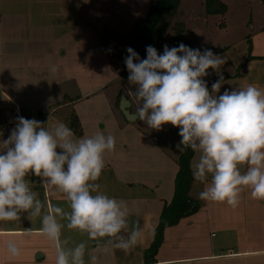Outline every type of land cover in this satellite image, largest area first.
<instances>
[{
	"label": "crops",
	"instance_id": "obj_1",
	"mask_svg": "<svg viewBox=\"0 0 264 264\" xmlns=\"http://www.w3.org/2000/svg\"><path fill=\"white\" fill-rule=\"evenodd\" d=\"M141 1L0 0V122L20 112L24 118L38 120L51 130L58 122L68 117L71 122L72 116L77 115L82 135L75 134L76 137L102 132L115 138V151L105 155V168L97 183L100 191L128 205L129 228L138 224L144 236L141 243L127 252L110 246L105 252L103 242L98 246L86 233L65 227L62 239H67L69 246L86 243V264H91L89 254L96 257L95 264H148L151 260L148 250L155 240L163 208L174 196L175 184L166 191V180L161 181L157 176L151 179V174L141 167L144 161L139 155L141 149L148 151L150 148L170 157V146L157 145L151 137L149 146H144L146 142H139L140 139L120 138L121 132L140 131L138 121L127 122L118 103L115 105L116 98L124 93L131 101V108L133 106L126 88H115L118 80L125 81L118 73L122 69L113 72L112 68L106 74L100 71L109 78L103 85L92 88L93 66L100 69L101 57H106L107 53L103 39L108 42L109 49L114 38L118 42L115 47L128 40L137 21L130 23L129 17L139 10ZM154 1L149 0L151 5ZM147 9L148 6L143 17ZM115 34L117 37L112 36ZM252 54L261 59H246L241 77L224 76L221 88L226 85L240 90L253 84L264 89V52ZM105 64L103 61V66ZM53 65L57 67L56 72L50 71ZM76 90L81 93L76 95L78 97H74ZM103 95L105 101L108 100L105 105L100 107L103 99L95 108L88 105L92 99ZM65 124L70 127V123ZM134 144L137 147H132ZM168 170L171 172V168ZM30 179L45 210L51 204L70 211L63 194L52 186L46 191L39 177L32 175ZM242 196V203L236 208L224 204L227 214H231L229 219L228 215L225 219L221 217L222 213L211 217L199 209L167 229L154 264H264V201L253 199L248 189ZM209 223L217 224V228H208ZM41 227V219L36 218L33 223L27 213H22L20 219L0 222V264H56V249L39 230ZM9 241L20 248L19 257H12L8 252Z\"/></svg>",
	"mask_w": 264,
	"mask_h": 264
},
{
	"label": "clouds",
	"instance_id": "obj_2",
	"mask_svg": "<svg viewBox=\"0 0 264 264\" xmlns=\"http://www.w3.org/2000/svg\"><path fill=\"white\" fill-rule=\"evenodd\" d=\"M127 52L128 81L142 101L137 116L157 131L165 124L179 128L182 139L177 151L191 149L198 154L192 175L205 184L199 198L236 208L248 189L253 199L264 201V89L249 84L218 94L220 75L210 92L203 77L210 68L219 74L225 63L210 49L201 52L181 43L164 45L163 54H158L149 45L146 59L131 47ZM50 71L56 72L57 67ZM115 146L110 134L78 138L63 122L49 130L38 120L18 116L10 137L0 141V222L20 219L22 213L33 223L40 218L39 230L56 249V264H86V243L69 246L62 239L65 227L86 233L98 246L103 242L105 252L109 246L124 252L137 246L144 233L138 224L129 228L128 205L100 191L97 183L105 155ZM32 175L40 178L46 191L52 186L63 194L70 211L51 204L45 210L31 186ZM7 250L12 257L21 255L12 241ZM89 256L95 264L96 257Z\"/></svg>",
	"mask_w": 264,
	"mask_h": 264
},
{
	"label": "rangeland",
	"instance_id": "obj_3",
	"mask_svg": "<svg viewBox=\"0 0 264 264\" xmlns=\"http://www.w3.org/2000/svg\"><path fill=\"white\" fill-rule=\"evenodd\" d=\"M220 1H222L228 7V11L225 16L207 15L205 10L206 0H182L180 6L181 13L174 18L171 24V28L169 29L163 42L157 48L158 54H163L164 45H168L169 48H171V47H178L181 43L192 49H200L201 52H203L205 49H210L214 53L216 51V48L218 47L220 48L229 47V50L220 54V56L225 59V63L220 66L219 74L217 73L216 70L210 68L208 70L209 75L203 77V79L206 80L207 85L213 82L214 80L220 78V75H222L223 77L227 76L229 78H234V76L237 73L242 74L245 71V67H242V69L240 67L244 65V62L248 57V48L250 46L252 47V51L254 52V54H262L264 52V33H262V31L264 30V0H220ZM147 6H148L147 10H149V7L151 6V2H149V0H142L140 3L139 10L138 11L135 10L134 13H132L133 15L129 17V22L131 23L142 18L143 15H145L144 12ZM177 22L179 23L182 22L185 24V27L183 28L184 33L180 31L179 38L177 37L178 34L176 33L178 31H176L175 28L173 29L175 23ZM130 32H132V30ZM112 36H116V34ZM134 38H135V34L133 33L128 37V40L126 41L123 40V43H121L120 46L117 47L115 46L118 44V42L114 40L116 38L113 39L114 42L112 44V48L110 47V52L113 53L114 56H112L111 54L109 55L108 50L106 49L105 53L107 52L106 57L108 56V58H106L105 56L101 57V64H99L101 68L96 69L95 66H93V72H92L93 89L106 83L107 79L109 78L107 75L100 74V71L106 74L107 71L108 73H110V70L112 68H113V72L114 70L118 71L120 68L122 69L121 59L123 52L127 49V47L130 44L134 43ZM249 40L250 43L248 44ZM213 48H215V51ZM103 61L104 63H106L105 66H103ZM118 66L119 68L116 69ZM239 68L241 70H238ZM232 74L234 75L231 76ZM123 86L126 88L125 92L127 96L130 99H132L133 106L130 109L134 112L133 114H137V109L140 106H142V101L139 100L135 95L136 86L130 85L128 80L123 81V83H121V81L118 80L116 87L115 86L114 87L116 88V90H118L120 87ZM226 89L233 90V86L232 87L226 85L223 86L219 90L220 91L219 94H223V92ZM76 95H81L79 90L75 91L74 97H78ZM122 95L125 94L122 93ZM122 95L116 98V102H115V105H117V102H119L118 104L119 109H120V103L122 101ZM103 97L104 95L101 98L95 97L88 105L92 106L91 108H95V104L96 103L99 104V101L103 99L104 100L103 104H101L102 102L100 101V105H101L100 107H102V105H105L108 101L107 99L105 101L106 97L104 98ZM119 117L121 118V120L124 121L122 115H119ZM137 121H138L137 126L139 127L140 130L138 131L139 133H137L135 130L128 129L130 132L129 133L121 132L122 136L120 135V138L129 137L130 141L131 140L136 141L137 139H140L139 142H146L144 146H147L150 142L149 137H151L153 143H156L157 145L161 143L162 147L168 148L170 146L171 148L170 157H166L164 156V154L161 155L160 151L155 149L151 150L150 148H148L149 149L148 151L147 150L145 151V149L144 150L141 149L139 153L141 160L144 161V164H141V167L144 168L147 173L151 174L150 176L151 179L156 178L155 176H157L158 178L161 179V181L162 179L166 180L164 188H166L167 191L172 186V184H175L176 186V177L180 167L179 164L180 157L182 155V153L177 151L176 145L182 138L179 136H174L173 132L176 127L171 124H165L162 126V130L157 131L155 129L149 128V126L139 118ZM63 122L69 124L70 123L69 117L65 118ZM140 123L143 125H140ZM164 129L165 132L163 134ZM131 131H134V133L133 132L131 133ZM132 147L135 148L137 147V145L134 144ZM129 149L131 150L130 146ZM118 152L119 151H117L116 153V158L119 161L121 158L120 155L118 156L120 159L117 157ZM197 159H198V154L195 153L192 159L191 158H186L185 160L182 159L181 162L184 163L183 164L184 168H186L187 167L186 161L189 160V165L192 168L193 164ZM169 168H171V172L170 170H168ZM175 168H178V171H175ZM157 169H159L160 171ZM243 170L244 169L242 168V171ZM141 180L144 181L143 177H141ZM169 181L170 183H168ZM204 187H205L204 183L195 180L192 182L189 195L187 193L190 200H193V201L189 200V203L192 202L191 208L193 209L194 207H198L201 212H208L211 215V217L213 215H216V213L219 214L222 213L221 217L225 219V217L228 215L227 209L224 208V204L226 203L203 201L199 198V193L204 190ZM162 189L163 188L160 189L161 194L163 192ZM173 191L175 193L176 187L173 189ZM243 193L244 191L241 193L240 200L243 197L242 196ZM240 203L242 202L240 201ZM215 204H220V205L217 207V205ZM230 217L231 214L228 215L227 219H229ZM207 225L208 228H212V230L217 228V224L209 223ZM218 227H222V226L219 225ZM217 234L218 232H216V235ZM218 236H220V234H218ZM162 246L163 243L161 247ZM159 251L160 249L158 250V252Z\"/></svg>",
	"mask_w": 264,
	"mask_h": 264
},
{
	"label": "trees",
	"instance_id": "obj_4",
	"mask_svg": "<svg viewBox=\"0 0 264 264\" xmlns=\"http://www.w3.org/2000/svg\"><path fill=\"white\" fill-rule=\"evenodd\" d=\"M182 0H155L152 5L150 6L148 13L145 17L138 19L133 27L131 34H135L134 43L130 44L127 48L131 47L133 48L140 56L141 59L147 58V52L146 47L151 45L155 47L156 49L158 46L163 42L165 36L167 35L169 29L171 28L172 21L176 16H178L180 12V6H181ZM205 10L207 15L211 16H218V15H226L228 11L227 5H225L220 0H206L205 2ZM185 24L182 22L175 23V28L178 38L180 37V31L184 33ZM250 43V40L248 41V44ZM103 44L108 50L109 55H114L113 53H110V49L108 46V42L106 39H103ZM215 51V48H213ZM229 50V47L227 48H216V51L214 52L217 55H220L224 52ZM129 53L127 52V49L123 52L122 59H121V65L122 70L119 71V75L125 80H128L129 72L126 68L125 64V57L128 56ZM261 57L253 56L252 54V47L250 46L248 48V58L247 61L251 60H260ZM138 63V61H135ZM243 66L240 68L242 69ZM238 70H241V69ZM241 77V73H237L234 78ZM227 79V78H224ZM219 79L214 80L213 82L208 84V89L211 92L212 90V84ZM223 81V80H222ZM70 100H73L70 98ZM119 104V102H117ZM70 127L73 130V132L77 136L82 135V127L80 124V121L76 115H73L70 122ZM174 136H179V128H175L173 132ZM10 135L2 136L0 139L4 137H8ZM194 152L191 149L186 150L182 153L180 157V167L179 171L176 177V191L174 193L173 199L169 204H165L162 214H161V221L160 224L156 230L155 240L149 249V257L151 260H148V264H154L155 256L158 253V250L160 249L163 240H164V234L165 231L171 227L176 226L179 224L181 220L184 218H187L190 215L195 214L199 211L198 207L191 208L192 202L189 203V191L191 188V184L194 181V177L192 175V168L189 165V160H187V167L184 168V163L181 162L182 159L186 158H193ZM180 155V154H179ZM188 193V195H187ZM193 201V200H190ZM192 209V210H191ZM155 252V254H154Z\"/></svg>",
	"mask_w": 264,
	"mask_h": 264
},
{
	"label": "built area",
	"instance_id": "obj_5",
	"mask_svg": "<svg viewBox=\"0 0 264 264\" xmlns=\"http://www.w3.org/2000/svg\"><path fill=\"white\" fill-rule=\"evenodd\" d=\"M18 116H22V114L20 112H15L14 115L0 123V137L11 135L12 130L16 126Z\"/></svg>",
	"mask_w": 264,
	"mask_h": 264
},
{
	"label": "water",
	"instance_id": "obj_6",
	"mask_svg": "<svg viewBox=\"0 0 264 264\" xmlns=\"http://www.w3.org/2000/svg\"><path fill=\"white\" fill-rule=\"evenodd\" d=\"M131 102L127 99L125 95H122V101L120 103V111L130 124L135 123L138 120L137 114H133L130 111Z\"/></svg>",
	"mask_w": 264,
	"mask_h": 264
}]
</instances>
